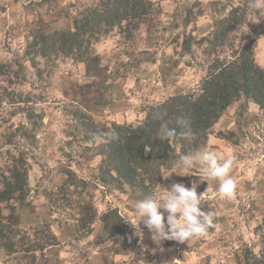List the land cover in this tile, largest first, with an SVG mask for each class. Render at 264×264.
I'll use <instances>...</instances> for the list:
<instances>
[{
  "label": "rangeland",
  "instance_id": "rangeland-1",
  "mask_svg": "<svg viewBox=\"0 0 264 264\" xmlns=\"http://www.w3.org/2000/svg\"><path fill=\"white\" fill-rule=\"evenodd\" d=\"M210 1L150 0V13L132 29L131 36L115 26L93 45L101 69L97 74L86 62L60 50L45 56L35 46L29 55L26 52L37 30L44 27L49 34L72 27L81 12L101 0H0V92L4 96L0 154L22 152L29 163L30 181L25 201L15 198L8 206H0H4V214L13 211L21 230L30 235L36 228L50 225L57 242L45 250L41 264H238L245 248L259 251L264 232V111L256 104L249 103L240 121L243 102L234 103L199 149L233 159L229 176L236 182L235 199L221 197L219 181L208 184L199 168L183 169L180 159L164 170L169 177L154 186L152 196L163 200L171 184L191 188L196 182L197 193H204L205 198L201 208L213 212L215 226L189 242L164 240L159 245L135 217V202L145 197L129 186L116 189L98 180L103 156L97 143L83 139L84 129L78 127L80 121L75 117V112L85 110L96 122L108 126L138 125L150 106L198 87L209 56L194 45L192 52H184L182 41L188 34L199 39L210 33ZM248 3L247 29L254 40L256 61L264 68V0ZM189 10L197 16L186 24ZM29 113L35 114L32 119ZM21 126L28 129L30 138L21 135ZM220 131L233 134L232 141L220 137ZM2 166L0 160V169ZM66 169L87 184H68ZM177 171L190 173L178 175ZM87 204L97 212V220L92 227L81 228L75 219ZM115 209L122 218V231L101 241L99 218ZM161 211L166 220L168 213ZM125 217H131L136 226ZM18 256H8L0 247V264H24Z\"/></svg>",
  "mask_w": 264,
  "mask_h": 264
},
{
  "label": "trees",
  "instance_id": "trees-1",
  "mask_svg": "<svg viewBox=\"0 0 264 264\" xmlns=\"http://www.w3.org/2000/svg\"><path fill=\"white\" fill-rule=\"evenodd\" d=\"M208 5L213 18L210 33L199 39L188 34L182 41L184 52H192L194 45L209 56L207 64L202 66L198 87L150 106L144 120L138 125L113 123L108 126L96 122L85 110H76L75 117L80 121L78 127L83 128L85 133L83 139L97 143L99 154L103 156L97 178L106 186L116 189L129 186L145 198L152 196L154 186L163 179L164 170L170 169L181 155L205 146L214 125L234 103L243 102L238 112L240 121V117L248 112L250 102L264 111V68L256 61L254 40L247 29L251 15L248 0L231 3L211 0ZM150 7V0H101L86 13L81 12V16L74 19L72 27L49 34L45 33L44 27L37 30L26 53L29 55L35 46H39L41 54L45 56L60 50L65 55L86 62L88 69L98 74L101 71L99 56L94 52L93 45L115 26L123 28L131 36L132 29L137 28L150 13ZM196 16L189 10L186 24L196 20ZM2 66L10 67V64ZM3 101L4 96L0 92V108ZM33 115L29 113L28 118L32 119ZM158 115L161 118H157ZM179 119L190 126L193 133L191 139L180 135L184 128L177 124ZM162 124L176 128L177 135L171 140H161L158 131ZM237 124L240 125V122L237 121ZM27 130L25 126L18 128L21 135L30 138ZM105 133L117 138L108 139ZM218 135L232 141L231 133L220 131ZM96 136L102 139L98 140ZM0 160L3 162L0 169V182L3 184L0 203L8 206L15 198L25 201L30 191L27 158L22 152L8 150L0 154ZM65 173L68 184L76 187L87 184L72 170L66 169ZM84 209L75 223L81 228L87 225L92 227L97 220V212L91 204ZM99 219L103 224L98 238L101 241L122 231L119 227L122 218L117 209L105 212ZM28 233L21 230L19 219L13 211L4 214V206H0V247L8 256L20 254L17 258L24 264H41L45 250L56 244L57 236L49 224L36 228L32 235ZM260 243L258 252L250 247L245 248L242 258H238V264H264V232Z\"/></svg>",
  "mask_w": 264,
  "mask_h": 264
},
{
  "label": "clouds",
  "instance_id": "clouds-1",
  "mask_svg": "<svg viewBox=\"0 0 264 264\" xmlns=\"http://www.w3.org/2000/svg\"><path fill=\"white\" fill-rule=\"evenodd\" d=\"M157 118H161L159 115ZM184 131L181 136L191 139L193 133L188 123L183 120H177ZM177 135L176 128L169 127L168 124H162L158 137L161 140H171ZM108 139H116L109 133L104 134ZM101 140V136H96ZM180 163L183 169L199 168L202 172L203 180L210 184L213 180L219 181V193L221 197L228 200L235 199L236 182L229 176L233 165V159L226 157L221 152L214 150H198L194 153H188L180 156ZM178 175L188 174V171H177ZM164 178L169 176L163 175ZM201 178V177H200ZM205 201L204 193H197V183L193 182L192 187L188 188L183 183H173L170 186L163 200L146 197L135 202V217L139 223L143 221L146 227L152 233V239L156 244H161L164 240H175L178 242H189L194 237H202L207 234L214 225V214L212 211H203L202 202ZM165 210L168 215L165 220ZM132 225L131 217H125Z\"/></svg>",
  "mask_w": 264,
  "mask_h": 264
}]
</instances>
